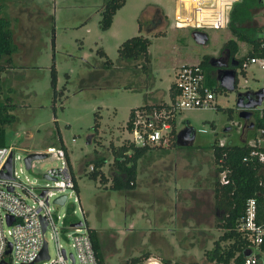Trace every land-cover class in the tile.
Instances as JSON below:
<instances>
[{"label": "rangeland", "instance_id": "rangeland-1", "mask_svg": "<svg viewBox=\"0 0 264 264\" xmlns=\"http://www.w3.org/2000/svg\"><path fill=\"white\" fill-rule=\"evenodd\" d=\"M2 1V13L10 19L17 44L1 72L3 93H9L15 105L16 119L5 125L7 144L22 155L15 160V167L22 165L29 152H45L48 145H60L62 138L84 213L77 210L73 196L55 210L68 212L70 219H83L93 227L106 264H125L129 255L143 251L197 264L212 263L204 251L213 246L223 229L216 226L221 212L215 204L214 182L221 174L211 144L215 139L244 143L251 138L249 122L256 113L248 119L240 117L236 95L237 91L264 86V70L251 67L246 74L238 70L235 89H217V108L179 110L176 130L191 125L193 141L179 145L170 134L164 146L154 145L138 159L133 188L113 189L110 182L91 177L89 171L93 160L101 156L106 159L101 169L107 179L117 171L110 143L120 144L129 137L126 121L130 108L143 104L146 96L150 101L167 98L177 68L217 53L233 36L230 29L206 28L207 41L198 43L192 28L174 26V0H125L106 29L100 27L99 20L107 0ZM245 24L262 27L264 6ZM136 34L150 39L149 60L118 58L119 44ZM238 43L244 52L247 45L241 40ZM99 47L111 64H105ZM53 64L56 87L63 89L56 96L50 84ZM57 163L56 155L49 153L33 159L21 175L42 185L48 181L45 169ZM45 235L54 257L55 239L50 230ZM59 241L73 251L65 237L60 236ZM166 241L173 249L167 248Z\"/></svg>", "mask_w": 264, "mask_h": 264}, {"label": "built area", "instance_id": "built-area-1", "mask_svg": "<svg viewBox=\"0 0 264 264\" xmlns=\"http://www.w3.org/2000/svg\"><path fill=\"white\" fill-rule=\"evenodd\" d=\"M174 26L190 27L203 30L206 28L227 27L230 11L237 0H174ZM264 6V0H261ZM260 48H264V25L259 33ZM257 67L264 70V54L245 57L237 70ZM175 95L164 104L134 106L126 121L129 141L135 145H162L172 135V119L179 110L186 108H217L216 92L206 82L205 72L198 61L181 64L173 79ZM261 105V104H260ZM256 105L252 111L264 119V106ZM252 121L249 127L253 135L245 143L252 146L249 156L244 160L256 159L264 171V125L256 126ZM250 123V122H249ZM177 132V130H176ZM74 139V138H73ZM219 144L226 143L223 139ZM54 153L59 163L45 169L44 176L48 181L35 185L25 174L24 157L17 169L16 159L22 155L16 153L12 144L0 145V262L8 264H98V256L88 224L83 219H70L68 212H58L55 207L65 204L69 197L78 204L77 210L84 213L79 197L77 179L66 148L61 145H48L45 155ZM11 155V176L1 175ZM32 163V162H31ZM31 167V166H30ZM93 166L91 165V168ZM219 181L227 183L225 170ZM264 184V178L260 180ZM11 187V188H10ZM43 192V194H42ZM264 193V191H263ZM65 195L64 201L56 198ZM73 206V205H72ZM76 213V209H71ZM10 220V221H9ZM78 221L81 224H76ZM43 223L45 227L43 229ZM245 240V248L240 263L232 257L228 264H264V217L258 215V202L250 196L245 202V211L237 222ZM50 230L56 243V255L50 256L46 231ZM65 237L73 251L68 250L60 241ZM44 243L47 246V257L36 259Z\"/></svg>", "mask_w": 264, "mask_h": 264}, {"label": "trees", "instance_id": "trees-1", "mask_svg": "<svg viewBox=\"0 0 264 264\" xmlns=\"http://www.w3.org/2000/svg\"><path fill=\"white\" fill-rule=\"evenodd\" d=\"M125 3V0H107L103 4L101 10V18L99 20L100 27L106 29L110 27L113 16L117 9ZM263 5L261 0H237L230 11V18L227 27L230 29L233 36L225 40L223 46L230 49L231 54L236 55L238 58L239 67L241 61L249 55L264 54V48H260L259 31L260 26L255 24L247 25V20L258 11ZM3 1L0 0V145H7L8 140L6 137L5 125L13 122L16 119L14 109V102L9 93H3V85L1 82V72L5 69V63H9L12 59L14 51L17 49V44L14 39L13 29L9 17L2 13ZM141 26L139 25V28ZM54 36V35H53ZM52 36V44L54 37ZM238 40L244 41L247 49L240 52ZM150 39L143 34H136L125 38L117 47L118 58L120 59H138L149 60L148 46ZM99 53L105 56V64L112 63L110 57L107 56L105 51L99 47ZM202 65L206 82L212 86L215 92L217 89H225L216 78L213 66L207 60V55L199 60ZM245 73L244 70H239ZM238 70H236V83ZM50 84L53 88V95L57 93L62 94L63 89H57L56 81V68L54 64L50 72ZM173 82L169 86V99L175 95ZM147 104L159 105L165 103ZM219 107V105H217ZM131 108L129 114H131ZM254 125H264V119L256 115ZM172 137L173 143H176V121L172 119ZM97 122L94 127L96 128ZM175 138V139H174ZM218 139H215L212 144V154L215 167L218 172L225 170V175L228 178L227 183H221L219 178L214 182L215 190V204L220 210L221 214L217 220L216 226L221 227L223 232L217 239L213 241V246L204 251L205 257L210 264H228L233 256L235 261L240 263L243 251L245 248V240L241 231L237 228V222L245 211L246 199L250 196H255L258 202V215L260 218L264 217V184L260 180L264 178V171L261 163L256 159L244 160V156H249L252 146L247 143L226 142L219 144ZM60 145L66 147L60 137ZM111 152L113 154V166L117 170L110 179L104 174L101 167L106 161L104 156L95 158L93 160V168L89 171L91 177L100 179L105 183L109 181V186L113 189H129L135 186L137 174V161L144 156V153L151 147L150 145H135L129 139H125L120 144H110ZM69 158V157H68ZM111 180V181H110ZM93 240L94 248L98 256V264H106L98 251V238L94 229L88 226ZM223 240H228L227 244H222ZM148 257L147 252L139 255L130 256L127 258L125 264H141L143 259ZM163 262L170 263V259L162 258ZM179 264V263H174ZM191 264H197L193 262ZM204 264V263H201Z\"/></svg>", "mask_w": 264, "mask_h": 264}, {"label": "water", "instance_id": "water-1", "mask_svg": "<svg viewBox=\"0 0 264 264\" xmlns=\"http://www.w3.org/2000/svg\"><path fill=\"white\" fill-rule=\"evenodd\" d=\"M192 37L198 42V43H205L208 39V35L206 31L199 30V29H193L191 31ZM214 58V57H211ZM212 63V60L210 61ZM236 65V64H234ZM217 79L219 81V84L227 89V90H233L236 87V69L235 67H222L218 70ZM256 95L255 98L248 99L247 101H243V94L249 95L250 93ZM264 99V86L259 87L255 90H246V91H238L237 93V99H236V105L239 109V116L248 119L252 115V107L256 105H260ZM252 125V121L249 123ZM227 128V127H226ZM195 136V131L191 125H184L181 128H179L176 132V143L179 145H185L189 144L193 141ZM45 156V152H29L24 156V161L27 168H30L31 162L33 159L36 158H42ZM11 155H9L7 161L5 162L4 167L6 168V171H2L1 175L3 177L9 178L11 176ZM47 177V175H44ZM11 188V187H10ZM43 194V192H42ZM65 199V195H61L56 198V201L63 202ZM10 221V220H9ZM76 224H81L80 221H78ZM45 227V223H43V229ZM47 246L46 243H44L43 248L36 259H41L43 257H47ZM0 264H8L7 261L4 259L0 262Z\"/></svg>", "mask_w": 264, "mask_h": 264}, {"label": "crops", "instance_id": "crops-1", "mask_svg": "<svg viewBox=\"0 0 264 264\" xmlns=\"http://www.w3.org/2000/svg\"><path fill=\"white\" fill-rule=\"evenodd\" d=\"M113 19H114V16H113ZM112 22H113V20H112ZM112 24V23H111ZM111 26V25H110ZM105 51V50H104ZM105 53H106V51H105ZM176 72V71H175ZM173 79H174V77L172 78V80H171V82H170V84L173 82ZM170 84H169V86H170ZM146 101L143 103V104H154V103H159V102H161V101H167V100H169V87H168V97L167 98H161V99H159V100H157V101H150V100H148V98H147V96H146ZM142 105V104H141ZM131 108H133V107H131ZM131 108H130V110H131ZM130 112V111H129ZM62 139V138H61ZM112 143V142H111ZM110 143V144H111ZM113 144H118V143H113ZM165 144V143H164ZM66 146V145H65ZM156 147L157 146H164L163 144L162 145H155ZM154 147V146H153ZM66 148V147H65ZM152 148V147H151ZM66 150H67V148H66ZM138 162V161H137ZM73 167V166H72ZM137 174H138V165H137ZM137 174H136V180H137ZM136 180H135V182H136ZM109 182V181H108ZM78 183V182H77ZM135 185H136V183H135ZM78 188H79V186H78ZM89 225V224H88ZM90 226V225H89ZM91 227V226H90ZM93 228V227H92ZM163 239V238H162ZM161 239V240H162ZM182 239V238H181ZM163 241V240H162ZM163 242H165V241H163ZM171 243V242H170ZM170 243L169 242H167L166 241V244H167V248H172L173 249V246H171L170 245ZM172 244V243H171ZM173 245V244H172ZM143 252H147L148 253V257H146V258H144L143 259V261H142V263L141 264H174V263H179V264H191V263H193V262H196L195 260H190V259H177V258H175L173 255H170V254H167V255H163V256H161V254H156V253H153V252H150V251H143ZM142 252V253H143ZM141 253V254H142ZM139 255V254H138ZM130 256H134V255H129L128 257H130ZM127 257V258H128ZM162 258H167V259H170V263H167V262H163L162 261Z\"/></svg>", "mask_w": 264, "mask_h": 264}, {"label": "flooded vegetation", "instance_id": "flooded-vegetation-1", "mask_svg": "<svg viewBox=\"0 0 264 264\" xmlns=\"http://www.w3.org/2000/svg\"><path fill=\"white\" fill-rule=\"evenodd\" d=\"M206 55H207V60L209 64L213 66V70L215 72L216 78H217L218 70L222 67H235V69L237 70L236 66L238 64V58L236 57V55L231 54L230 49L228 47L222 46L221 49L217 53L215 54L209 53ZM211 57H214V58H211ZM211 60H212V63H210ZM255 97L256 95H254L251 91L249 95L243 94L242 100L247 101L248 99H252ZM236 99H237V95H236ZM253 113L254 111H252V114Z\"/></svg>", "mask_w": 264, "mask_h": 264}]
</instances>
